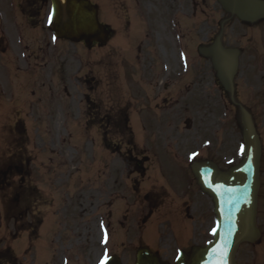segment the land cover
<instances>
[{
	"label": "rangeland",
	"instance_id": "374dc122",
	"mask_svg": "<svg viewBox=\"0 0 264 264\" xmlns=\"http://www.w3.org/2000/svg\"><path fill=\"white\" fill-rule=\"evenodd\" d=\"M93 1L99 6V21L115 28L116 34L106 45L93 46L90 50H85L81 44H75L73 49L71 45L67 46L70 50L66 53L70 77L67 92L53 87L47 72L43 73L44 80L40 82L38 70L29 76V81L24 80L20 91L23 100L22 120L28 123L30 132L28 137H31V134L34 137L31 149L36 148L35 152L33 150L32 152L37 154L39 171L48 183L47 192L43 194L46 201L43 207L47 211L50 210L52 208L50 200L61 199L59 192L63 189L66 201L70 202L65 219L62 214L49 215L45 219L39 230L38 238L32 243L28 254L26 253L28 242L24 236L11 242L16 256L22 260L23 264H50L43 260V256L45 250L53 246L51 232L61 233L63 224L74 227L76 222L82 220L81 223L85 225L88 219V222L94 224L92 229L95 227L93 217L97 203L95 193L99 187L107 185L114 169L112 159L99 142L97 129L95 126L86 127L88 107L84 93L91 95L94 102L99 98L102 103L101 109L104 112L120 110L130 102L131 106L128 107L131 108L129 113L131 118H152V122L158 118H165L167 114L164 110H170L169 112L175 115L179 108H187L186 112L183 111V117L193 120L192 130L187 134L191 135V132L198 131L211 133L220 142V147L224 144L223 150L215 148L216 153H214L215 157L228 160L225 163L224 159L221 160L222 163L219 160L220 164L224 165L223 167H226L228 163H236L239 159L242 141L240 129L234 119L235 110L230 106L224 108V101L220 99L218 89L210 88L205 92V89L201 91V87L209 81L207 77L209 75L206 74L207 63L202 61L195 64L197 68L194 72V80L189 85L192 87L194 101L188 106L184 104L182 106L166 105L164 110L159 111L157 105L163 106L161 96L167 88L166 83L160 78V63L152 51L149 53L147 63L144 61L143 53L141 54L143 59L138 62L137 53L130 52L129 39L138 34H141L139 42L143 39L142 35L145 34L147 28L148 18L145 15L147 11L155 20L153 21L155 33L152 46L160 50L159 46L162 45L166 51V58L169 60V45L165 39L168 34L164 30L165 27L161 26L164 22L163 12L167 19L168 29L185 44L194 39V33L199 41L207 36L206 32L211 31V26H214L220 18L217 5L211 3L212 6L208 4L206 7L205 1L209 0L204 1V14L210 16L208 24L205 21L201 22L203 15L200 12L197 14L196 23L189 21L184 25V16L176 9V5L182 0H172V4L164 5L163 11V5L159 3L162 2L161 0ZM149 2H153V5ZM128 13L132 14V26L131 30L130 28L124 30L123 19L127 18ZM203 19L207 20V18ZM226 31L229 45L242 49L236 75L237 91L240 100L252 112L261 141L260 188L257 207V225L261 236L255 244L239 246L236 262L237 264H264V23L246 28L235 22L230 24ZM148 44L149 42L145 40L143 46L145 51L151 49ZM137 47L136 44L135 48ZM159 53L161 60L167 61L164 59V54ZM187 57L191 58L190 55ZM149 61H151L150 69H148ZM193 70L189 60L183 61L181 70L183 75L190 76ZM26 77L27 75L23 74V78ZM191 80L192 78L184 79V83L185 81L191 82ZM194 82L196 83L193 84ZM57 91H60L59 95ZM112 103L117 108H110ZM31 112L32 115L29 118ZM138 112L140 116L136 115L139 114ZM27 113L29 119L25 118ZM177 128L180 131L185 130L183 121L178 124ZM14 139L15 135L9 131V149L14 148ZM3 140L4 137L0 135V151ZM29 142H31L30 139ZM27 149H30V146L25 144L24 151ZM173 172L178 171L173 170ZM179 179L180 188L184 191L188 177L182 175ZM42 186L46 189L44 181ZM139 194L136 193L137 201L134 208L136 214L139 208ZM197 200L198 210L193 213V218L190 219L180 212L172 217L156 214L147 221L144 230H140L139 226L137 227L140 225V219L136 217L135 229L129 232L122 230L121 234L119 232V240L123 238L124 242L131 240L137 243L141 235L140 241L146 247L153 251L166 250L163 255L169 258L172 254L169 252L187 251L191 243L202 244L207 236L206 231L208 232L214 226V219L209 199L200 196ZM70 220L73 222L69 223ZM141 231H143L142 234ZM130 235L133 237L131 238ZM67 236H70L68 239L72 242L77 239L78 234L70 231ZM8 241L6 222L0 215V247Z\"/></svg>",
	"mask_w": 264,
	"mask_h": 264
},
{
	"label": "flooded vegetation",
	"instance_id": "af4514ba",
	"mask_svg": "<svg viewBox=\"0 0 264 264\" xmlns=\"http://www.w3.org/2000/svg\"><path fill=\"white\" fill-rule=\"evenodd\" d=\"M90 2L93 3L91 0ZM196 5V1L188 0L184 3V9L195 10ZM49 13L48 0H0V133L9 131L16 133L15 139L17 136L18 138L25 136L22 120L23 100L20 91L24 80L29 81V76L35 70L40 73L38 78L40 82L44 80L43 73L47 72L53 87L67 92L70 77L66 53L70 52L67 46L71 44L53 35L51 24L48 22ZM221 17L227 19L224 22L225 33V25L236 19L224 13ZM163 21L161 26H164V30L168 32L165 39L170 45L169 60L164 49L162 55L164 54V59L167 61L161 60L156 50L152 51L160 63V78L167 87L161 96L163 106L157 105L159 111L164 110L166 105L188 106L193 102L192 87L189 85L194 80V72L197 68L194 63L198 61L209 63L208 60L202 57L198 59L194 55V52L197 54L198 40L194 38L188 41L185 44V53L186 56H191L190 63L194 70L190 76L184 75L187 80L192 78L191 82L185 81L184 85L178 54L182 44L168 29L166 20ZM130 27V21L125 20L123 29ZM108 30L113 34L112 29L108 27ZM149 31L151 32L152 29ZM213 32L212 25L211 31L206 32L207 36L201 40V44H209ZM129 41L130 52L137 53L136 58L139 62L143 51L137 42L138 37L135 36ZM136 44L137 48H135ZM149 53L148 50L143 54L146 63L150 57ZM150 62L148 69L151 68ZM23 74L27 77L23 78ZM206 74L209 75L207 76L209 81L201 87L202 91L205 89L204 92L209 87L215 89L217 86L214 71L209 64ZM57 94L59 95L60 91H57ZM101 95L103 98L102 92ZM84 98H87L86 94ZM94 106L96 112L97 109L100 111L99 98L95 100ZM128 106L130 107L131 104L129 103ZM187 110V108H179L175 115L169 112L170 110H164L167 116L165 118L161 116L163 118H158L155 122L151 121L152 118H131L129 113H119V111L104 115L103 120L106 125L108 124V129L99 131V137L103 148L112 159L115 173L110 176L107 185L96 190L97 212L93 216L95 227L92 229L93 222L84 225L79 221L74 227L64 228L62 235L52 231L51 236L57 241H53L54 246L45 250L44 261L50 264H96L109 255H117L123 264H131L135 251L134 241L120 242L118 234L119 232L121 234L122 230L126 232L134 230L136 217L140 219V225L137 227L145 226L149 218L160 212L166 217H172L180 212L190 219L193 218L199 190L189 171V165L192 160L199 159L204 153L206 156L201 159L214 160L215 145L216 143L219 145V141L216 142L213 134L205 135L199 131L191 132V135L187 134L193 127V120L183 117V111ZM87 114L91 115L93 111ZM136 115L140 116V114ZM122 119L126 123V128L121 125ZM186 120L188 124L185 130L180 131L177 128L178 124L183 121L184 125ZM113 127H116L115 131L112 130ZM114 133L118 135L112 137ZM22 143L21 140L15 153L0 155L2 211L5 216L14 218L15 229H25L26 236L29 238L31 235L36 240L40 218L58 214L66 217L70 202L66 201L63 189L61 199L57 201L52 199L50 210L45 213L40 209L45 200H41L39 196L38 162L35 154H25ZM221 147H224V144ZM192 153H196V156L189 159ZM182 175L188 177L184 191L179 185V178ZM136 193H140L137 214L134 210ZM70 231L78 234L77 239L72 242L68 239L70 236H67ZM130 237L132 238L133 235ZM13 239H16V236H13ZM192 245L193 243L186 251L187 256ZM167 258L162 256L165 261Z\"/></svg>",
	"mask_w": 264,
	"mask_h": 264
},
{
	"label": "water",
	"instance_id": "95a60500",
	"mask_svg": "<svg viewBox=\"0 0 264 264\" xmlns=\"http://www.w3.org/2000/svg\"><path fill=\"white\" fill-rule=\"evenodd\" d=\"M221 8L241 21L253 22L264 17L260 0H217ZM53 32L73 42L103 43L107 31L97 20L96 7L87 0H51ZM199 53L209 57L222 88L233 96L232 78L236 72L239 51L224 48L220 36ZM244 151L241 160L225 171L210 161L193 162L191 170L200 189L212 201L215 232L204 247H193L190 256L179 255L174 264H236L235 253L240 243H254L259 238L256 227V202L259 189L260 143L250 114L239 106ZM213 229V230H214ZM106 264H120L108 260ZM135 264H166L147 248L136 252Z\"/></svg>",
	"mask_w": 264,
	"mask_h": 264
},
{
	"label": "snow or ice",
	"instance_id": "6c2138e0",
	"mask_svg": "<svg viewBox=\"0 0 264 264\" xmlns=\"http://www.w3.org/2000/svg\"><path fill=\"white\" fill-rule=\"evenodd\" d=\"M48 22L50 24L53 22V14L51 12L48 14ZM53 39H55V37H53ZM243 151H244V147H243V145H241V152H243ZM194 156H196V153H192V155L189 156V159H192ZM213 231L215 232V229ZM100 264H106V257H105V259H102L100 261Z\"/></svg>",
	"mask_w": 264,
	"mask_h": 264
}]
</instances>
